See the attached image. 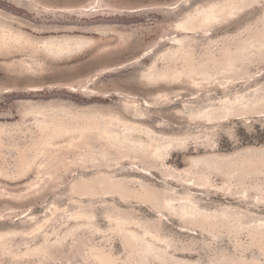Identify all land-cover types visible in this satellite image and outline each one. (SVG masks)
I'll return each mask as SVG.
<instances>
[{"label": "rangeland", "instance_id": "1", "mask_svg": "<svg viewBox=\"0 0 264 264\" xmlns=\"http://www.w3.org/2000/svg\"><path fill=\"white\" fill-rule=\"evenodd\" d=\"M0 264H264V0H0Z\"/></svg>", "mask_w": 264, "mask_h": 264}]
</instances>
